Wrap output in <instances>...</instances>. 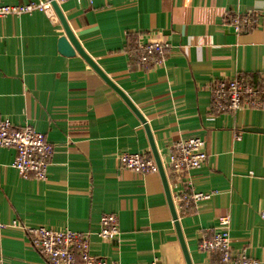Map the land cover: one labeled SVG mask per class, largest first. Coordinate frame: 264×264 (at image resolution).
<instances>
[{
    "label": "crops",
    "instance_id": "obj_1",
    "mask_svg": "<svg viewBox=\"0 0 264 264\" xmlns=\"http://www.w3.org/2000/svg\"><path fill=\"white\" fill-rule=\"evenodd\" d=\"M59 6L84 51L147 120L161 160L173 142L205 141L209 157L192 172V191L216 195L196 210L177 208L192 263L220 264L218 253L199 244L228 214L232 254L264 264V133L248 130H264V111L210 110L211 88L220 80L244 78L264 95V0ZM251 14L256 23L234 33L232 16ZM62 36L60 23L41 12L0 19V121L31 126L53 148L44 182L22 179L11 166L15 151L0 150V264H45L26 233L36 227L89 233L90 254L108 263L185 264L158 174L119 167L123 153L151 157L141 123L79 55L58 53ZM147 43L170 45L161 65L137 64L131 49ZM105 214L117 217L115 241L97 236Z\"/></svg>",
    "mask_w": 264,
    "mask_h": 264
},
{
    "label": "built area",
    "instance_id": "obj_2",
    "mask_svg": "<svg viewBox=\"0 0 264 264\" xmlns=\"http://www.w3.org/2000/svg\"><path fill=\"white\" fill-rule=\"evenodd\" d=\"M58 5L66 0H54ZM91 2L92 0H88ZM43 13L52 24L58 23L54 10L48 0H37L25 5L0 4V19L8 16ZM255 14L232 16L230 25L239 34L256 23ZM170 49L168 43H147L138 45L135 60L145 69L161 65ZM243 109L264 111V95L244 78H232L215 82L211 88L210 110L213 115L236 114ZM12 149L15 159L12 162L22 179L44 182L53 154L52 146L43 133L29 125L17 127L8 119L0 121V150ZM205 141L198 137L173 142L162 160L169 182L174 205L188 211L196 210L201 203L210 201L216 192L192 191V172L201 169L209 154ZM119 167L136 174H158L157 166L151 157L142 153H123L117 158ZM264 219V213L261 214ZM14 226L16 221L12 222ZM230 217L223 214L218 219L217 232L211 240L203 239L199 250L218 253L220 264H261L257 259L245 254H232L229 239ZM25 229V228H24ZM29 245L39 253L45 264H119L97 260L90 254L89 233H74L68 230L55 231L45 227L26 228ZM117 217L113 214L102 215L99 220L97 236L103 241H115L119 237ZM151 264H159L156 260Z\"/></svg>",
    "mask_w": 264,
    "mask_h": 264
},
{
    "label": "water",
    "instance_id": "obj_3",
    "mask_svg": "<svg viewBox=\"0 0 264 264\" xmlns=\"http://www.w3.org/2000/svg\"><path fill=\"white\" fill-rule=\"evenodd\" d=\"M54 10V13L57 17L58 22L60 23L64 36L60 37L57 42V51L60 55L71 58L75 55H79L84 62L101 78V80L114 92L116 93L120 99L125 103V105L131 110V112L136 116L138 121L141 123L143 130L146 134L151 157L154 163L157 166L158 176L160 178L162 188L165 194L166 202L170 211L171 219L173 221L174 230L176 233V237L181 249V253L184 259L185 264H193L185 239L182 233V229L179 223V217L176 210V207L173 202V198L170 191L169 182L166 176L165 169L162 164L161 157L158 153L157 147L154 142V138L152 132L150 130V126L147 123L145 117L140 113L138 108L133 104L130 98L102 71V69L93 61V59L84 51V49L79 44L78 40L75 38L72 33L61 9L60 6L54 0H48ZM252 132L264 133V130L251 128L248 129Z\"/></svg>",
    "mask_w": 264,
    "mask_h": 264
},
{
    "label": "trees",
    "instance_id": "obj_4",
    "mask_svg": "<svg viewBox=\"0 0 264 264\" xmlns=\"http://www.w3.org/2000/svg\"><path fill=\"white\" fill-rule=\"evenodd\" d=\"M132 50V54H135L136 53V48L134 47Z\"/></svg>",
    "mask_w": 264,
    "mask_h": 264
}]
</instances>
